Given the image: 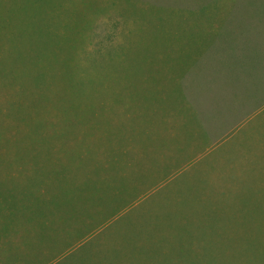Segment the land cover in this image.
Returning <instances> with one entry per match:
<instances>
[{"label": "rangeland", "instance_id": "374dc122", "mask_svg": "<svg viewBox=\"0 0 264 264\" xmlns=\"http://www.w3.org/2000/svg\"><path fill=\"white\" fill-rule=\"evenodd\" d=\"M0 264H264V0H0Z\"/></svg>", "mask_w": 264, "mask_h": 264}]
</instances>
